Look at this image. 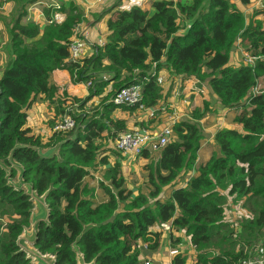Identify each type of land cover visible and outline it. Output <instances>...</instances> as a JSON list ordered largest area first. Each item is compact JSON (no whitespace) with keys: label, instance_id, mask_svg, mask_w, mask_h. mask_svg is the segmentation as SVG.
I'll return each instance as SVG.
<instances>
[{"label":"trees","instance_id":"obj_1","mask_svg":"<svg viewBox=\"0 0 264 264\" xmlns=\"http://www.w3.org/2000/svg\"><path fill=\"white\" fill-rule=\"evenodd\" d=\"M255 1L237 0L241 6ZM7 2L0 0V12ZM17 7L26 14L24 6ZM151 7L153 15L137 5L114 12L105 23V45L92 47V54L80 62L69 61L74 28L84 20L77 8L61 23L53 22V15L63 10L45 8L41 31L22 25V14L7 27L10 61L0 77V264H34L18 245L32 225L34 202L11 183L16 177L46 205L47 218L37 224L33 248L52 257L54 264H142L141 256L153 260L162 233L152 228L162 223L171 225L170 239L177 244L180 240L171 232L182 231L188 238L195 250L191 264L249 262L255 243L264 240V93L252 94L264 79V61L230 64L239 47L245 55L264 57V15L258 12L246 25L234 0H161ZM162 61L175 76L207 81L220 105L238 113L233 121L242 131H216L219 154L197 166L204 139L199 121L205 112L194 109L190 120L172 126V138L154 161L148 150L138 156L148 162L146 192L133 195L125 188V158L107 142L128 129L126 120L112 118L113 112L136 107L115 105L112 99L122 88L139 83L142 104L154 109L162 88L152 70L158 72ZM58 70L75 83L88 84L90 94L101 98V112L89 119L72 115L67 106L79 100L65 91L61 95L52 82ZM37 102L53 108L55 115H71L76 129L51 131L47 137L34 133L27 119ZM98 166L105 196L99 203L86 182ZM230 205L245 216L240 225L225 220ZM242 244L247 249L239 250ZM187 261L176 253L171 264Z\"/></svg>","mask_w":264,"mask_h":264},{"label":"rangeland","instance_id":"obj_2","mask_svg":"<svg viewBox=\"0 0 264 264\" xmlns=\"http://www.w3.org/2000/svg\"><path fill=\"white\" fill-rule=\"evenodd\" d=\"M120 8L121 6L119 7V9ZM18 9H19L18 7H13V10H15V12L12 11L13 15L11 13L9 15H6L3 12H0V23H2L5 27H8V26L11 27L12 25H15L16 21L18 20L17 15L20 12V10L17 12ZM118 11H122V10H118ZM262 14H264V10ZM3 18L5 19L2 20ZM7 30L8 28H5V30H3L5 32L2 34V36H0V77L2 76L4 72V68L8 65L10 61V57H9L10 54H8L9 34ZM244 55L245 53L243 52L241 47H239L236 51H234V56L237 59L238 65H241L244 63ZM164 63L165 62L162 61L163 65ZM168 69L169 67L166 65V66L160 67L158 72L155 70H152V74H156L158 76L159 83L162 88H163L162 84L165 81L169 80L172 76H175L174 74L170 73L171 75L167 77L165 80V77H163V73H162L160 74V77H159V73L162 71H164L165 75L167 76ZM55 80L59 82L57 83V86L61 90V95H64V91H65V93L68 96L77 98L79 100V102L74 104L73 106H71L70 104H68L67 106L70 112L72 111V115H76V116L84 115L87 117V119H89L97 115V112L98 113L101 112L102 110L101 109V99L98 96L90 94L88 84L75 83L74 80L70 79L69 77H68V80L55 77ZM183 82H184V85L182 87L180 83H176L175 85H173V88L168 87L164 94L168 95L170 93V95H172L173 93L174 94L173 100L176 102L180 98V96H176V95H180L183 93L182 96L185 97L186 94H184V89L186 85H189L190 82L194 83V87H193L194 94L190 95L189 100L195 102L193 109L204 110L205 112V116L203 117L204 119L201 118L200 120L202 121L201 123H202V127L205 130L204 134L206 135V138H204V140L201 142L200 149L197 154L198 156L197 166H202L206 164L212 156H217L219 154L218 147L216 143L213 141V136L217 130L223 129L224 127H228V128H233V129L242 131V128L239 125H236L233 121L234 117L238 113L234 110L223 108L217 100L215 101L213 99L211 95L212 93L207 84V81H200V80L198 81L192 78V79H184ZM167 85L168 84H164V87H166ZM109 90H110V86H108L107 92ZM201 90H202V93L200 92ZM187 93H189V91ZM262 93H264V79H259L257 81L256 87L252 90V94L256 95V94H262ZM161 104L164 107H168V103L165 100H162ZM44 105L46 104L44 103ZM175 111H176L175 108H172V107L170 108V112L175 113ZM119 112H120L119 114H121V113H126L128 111H122L121 109H119ZM43 113H44L45 119L42 120L41 122L35 121V123L37 124V127L40 128V130L41 129L49 130L51 129L53 125H55L54 123L68 116V114L55 115V113H53V108H48V110L44 109ZM38 115L39 114L37 113V116ZM96 118H98V116H96ZM206 118H207V121H206ZM113 119H117V118H113ZM119 119L127 120V122L133 121V118L129 119L128 114L126 117H122ZM190 119H191V114L188 120ZM209 121H213V124L208 125ZM155 122L156 121L154 122L151 121L152 124H154ZM75 129H76V124H75L74 129L68 132H72ZM207 130L209 131L212 130V131L210 133ZM102 136L106 137V134H103ZM114 146H115V141L108 140L107 147L114 149ZM114 150H116V148ZM158 151L159 149L155 151L154 150L151 151V156H152L153 161L156 159ZM102 156H106V155H101L100 157ZM125 160L128 161V159H125ZM125 160L124 159L122 160L121 168L123 172V177L126 181V184H125L126 190L130 191L133 195H137L139 192H142V193L146 192V188H145L146 171L144 170V165H146L148 162L143 161L141 158H138L136 163L132 160H129L127 164L122 165L125 163ZM190 173L193 175L194 171ZM188 178L189 177L187 175L182 176L181 179L179 180V183H182V184L185 183L188 180ZM102 181H104L103 180V169L100 166L96 168L95 173H93L91 177H88L86 179V182L88 183L89 187L92 188V190H94V193H95L94 199L98 203L105 199V196L103 195V191L99 186L100 182ZM11 183L23 188L25 192L30 194L34 202V210H33V215H32V226L24 231L22 236L19 238L18 243L24 250H26V252L28 250L27 254L29 257L32 258V261L34 264H44L42 261L35 258L34 256H31V254L29 253V251H32L34 253L36 252L34 248L31 246V243H32L34 232L36 231V222H37L36 219L40 213L42 214V212H44V210L42 209L43 203H41L42 199L40 200V198L37 197L33 191H30V189H28V186H25L24 184H22V182L19 180L18 177L12 180ZM104 185L108 186L106 182H104ZM166 195L167 193H165V196ZM243 218H245L243 213L240 211H237L233 205H230V209L227 211L225 215V220L233 225H238V224L240 225V222L243 221ZM178 232H179L178 234L185 236L182 231H178ZM173 239L180 240L181 243L177 244L175 241L170 240V245H167L166 247L172 248V249L176 247V245H180L179 247L181 248L183 247L181 237L179 236L176 237L174 234ZM254 248L255 249L251 255L252 259L250 261H258L264 264V240H259L258 242H256ZM187 249L188 250L191 249L193 252H195L194 249H192L190 246H188ZM245 249H247V247L244 246V244H242L239 250H245ZM182 251H184V249H182ZM184 255L188 256L189 260H191L192 255H189L187 251L184 252ZM42 257L45 260H48L49 262L53 261L52 257L48 255H44V256L42 255ZM79 263L80 264L82 263L81 260H79ZM141 263L150 264V261L147 258H143L141 259Z\"/></svg>","mask_w":264,"mask_h":264},{"label":"crops","instance_id":"obj_3","mask_svg":"<svg viewBox=\"0 0 264 264\" xmlns=\"http://www.w3.org/2000/svg\"><path fill=\"white\" fill-rule=\"evenodd\" d=\"M7 1L8 2L2 6V10H4L3 11L4 14L9 15L11 13L10 10H12L13 7H17L18 5L24 6L26 14L23 13V9H21L20 12L18 13V15L22 14V16H23L20 23L22 25H35L38 27L39 31L42 30L43 26L46 23V19L44 16V9L45 8L55 7L56 9L63 10V12L61 13L63 16V19L66 16V14L69 11H71L70 10L71 8H77V10H79L80 12L83 13V19L84 20L78 24L75 35L79 36L83 32H88L90 35V38L92 40L100 39V40L105 41V33H106L105 23H106V20L108 18H110L114 12H116L118 10H129L132 8V6L137 5V6L141 7L142 9L147 10L150 15H153L154 9L151 7V3L154 1H161V0H36L31 4H27V2L25 0H15V1L14 0H7ZM165 1H170V0H165ZM172 1H178V0H172ZM179 1L182 4H186V3L190 2V0H179ZM234 2L236 4V6L241 10V12H243L246 25L250 22V20L254 16L258 15L257 14L258 12H263V10H264V0H257L254 3L247 5V6H241L237 2V0H234ZM120 6L122 9L121 8L119 9ZM255 11H257V12H255ZM18 15H17V17H18ZM5 28H7V27H5L2 23H0V36H2V34L5 32V31H3V30H5ZM38 38H39V36L37 37V39ZM92 52H93V49L88 48L85 52V57H87V55L89 57L92 54ZM230 64L233 65L234 67L240 66L237 63V59L235 58L234 54L230 58ZM163 66H166V65H162V67ZM162 73H163V77H165V80H166V78L172 74V71L169 68L167 76L165 75V72L162 71L159 73V77H160V74H162ZM55 77H59L60 79L68 80L69 76L65 71H61V70L55 71L52 75V82L57 85V83H59V82L57 80H55ZM188 79H192V78H188ZM183 81H184V79L181 76H178V78H177V76H172L169 80L165 81L162 84V86H163V88L161 87L162 88V98L158 102L157 106L153 109L155 112L158 113V115L160 114L159 116L156 115L155 117H151L148 109H146V110H137V109L135 110L134 109L133 112L128 111L126 113H121V114H119L120 113L119 109H117L113 112L112 118H117L115 120H123V119H119V118L126 117L128 114L129 119L133 118V121L127 122V124H128L127 131L132 130V129H145V130L152 132L153 134L159 133L161 131V128L165 124H167V123L169 124V120L166 117V113L170 112L171 107L176 109L175 113L179 117L180 121L188 120L190 118L191 112L194 110L193 106L195 104L194 101L189 100L190 95L194 94V92H193L194 83L190 82L189 85H186V87L184 89V94H186L185 97L182 96L183 93L180 95H176V96H180V98L176 102L173 100L174 99L173 93H172V95H170V93L168 95L164 94L168 87L173 88V85H175L176 83H180L181 87H182L184 85ZM164 84H168V85L166 87H164ZM188 91H189V93H187ZM200 92L202 93V90ZM211 95H212L213 99L216 101L217 98L213 94H211ZM162 100H165L168 103V107L162 106V104H161ZM44 109L48 110L47 106L44 105V103H42V102H37L28 111L27 125L29 128L32 129V131L34 133L39 134L43 137H47L50 134V132L52 131V127L49 130H47V129H41L40 130V128H38L37 124L35 123V121L41 122L42 120L45 119L44 113H43ZM163 110H165V112ZM122 111H126V110H122ZM37 113L39 114L38 116H37ZM151 121H153V122L156 121V122L154 124H152ZM206 121H207V118H206ZM142 122L146 123V125L144 127H140L138 125ZM201 122L202 121L200 120L199 124H200V127L202 129L203 136H204V138H206V135L204 134L205 130L202 127ZM210 124H213V121H209L208 125H210ZM134 127H136V128H134ZM224 128H228V127H224ZM207 131L211 133L212 130H210V131L207 130ZM144 150H148L150 152L153 151L150 148H146ZM50 152L51 151H48V152L46 151L44 153L49 154ZM137 160L138 159H135L132 161H134L136 163ZM128 161L125 160V163L122 165L127 164ZM187 176L190 177V176H192V174L188 173ZM179 184H182V183H179ZM40 200H41V198H40ZM41 203H43L42 209L44 210V212H42V214L41 213L39 214L36 221H38L40 219L46 220V216H47L46 215V205L44 204L43 201H41ZM32 215H33V213H32ZM152 230L157 232L156 228H152ZM178 233L179 232H175V231L171 232L172 237H174V234H175L176 237L179 236L182 238V246L183 247L182 248L179 247L180 245H176V247H174L173 249L166 247L167 245H170V240H171L170 239V232H167V233L163 232L162 233V241H161L160 248L158 250V254L155 258H153V260H149L150 264H171L172 258L174 257V255L176 253L184 254L185 251H187L189 255H192L191 260H189V257L187 256L188 257L187 263L188 264L192 263V261L194 260L195 252H193L191 249H189V250L187 249L188 246L191 247L188 238H186L185 236L178 234ZM33 238H32V240H33ZM180 243H181V241H180ZM182 249H184V251H182ZM143 258L144 257L141 256V259H143Z\"/></svg>","mask_w":264,"mask_h":264},{"label":"built area","instance_id":"obj_4","mask_svg":"<svg viewBox=\"0 0 264 264\" xmlns=\"http://www.w3.org/2000/svg\"><path fill=\"white\" fill-rule=\"evenodd\" d=\"M63 21V16L61 13L56 12L53 15V22L61 23ZM78 25L74 28V36L69 44L70 50V62H80L85 57V52L88 48L92 47H103L106 41L97 39L92 40L88 32H83L79 36H76V30ZM263 60L264 57L261 56H244V62L246 64L254 65L257 60ZM142 85L139 83L130 84L121 90H119L113 97L112 101L115 105L126 106V107H136L137 110H146L145 106L142 104ZM150 116L155 117L158 115L153 109H148ZM165 112V110H163ZM166 117L169 120V124H165L161 131L157 134L145 129H132L122 133L118 139L115 141L116 150L122 154L125 159L135 160L140 156L142 151L146 148L151 150H158L165 146L173 136L172 126L179 122L180 119L174 112L166 113ZM75 120L66 116L59 120L52 127L53 132H68L74 129ZM157 232H170L171 225L169 223H162L156 227ZM145 249L146 246L142 245ZM148 264V263H145ZM239 264H262L258 261H249Z\"/></svg>","mask_w":264,"mask_h":264},{"label":"water","instance_id":"obj_5","mask_svg":"<svg viewBox=\"0 0 264 264\" xmlns=\"http://www.w3.org/2000/svg\"><path fill=\"white\" fill-rule=\"evenodd\" d=\"M30 191H32L31 189H30ZM46 214H47V209H46ZM47 218V217H46ZM40 221H45L44 219H40V220H38L37 222H36V229H37V224L40 222ZM35 236H36V231L34 232V238H33V240H32V243H31V246L32 247H34V244H35ZM18 245H19V247L21 248V250H23V251H25L26 252V250H24L21 246H20V244L18 243ZM27 252H28V250H27ZM26 252V253H27ZM37 252V251H36ZM34 253V252H32V251H29V253L31 254V256H34L35 258H37V259H39L40 261H42L44 264H54V261H52V262H49L48 260H45L43 257H42V255H39V254H37V253ZM44 256V255H43ZM31 258V257H30ZM53 259V258H52Z\"/></svg>","mask_w":264,"mask_h":264}]
</instances>
